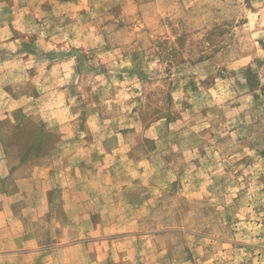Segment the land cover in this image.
<instances>
[{
	"label": "rangeland",
	"instance_id": "374dc122",
	"mask_svg": "<svg viewBox=\"0 0 264 264\" xmlns=\"http://www.w3.org/2000/svg\"><path fill=\"white\" fill-rule=\"evenodd\" d=\"M0 84L117 168L118 260L264 264V0H0Z\"/></svg>",
	"mask_w": 264,
	"mask_h": 264
},
{
	"label": "crops",
	"instance_id": "0c3cea01",
	"mask_svg": "<svg viewBox=\"0 0 264 264\" xmlns=\"http://www.w3.org/2000/svg\"><path fill=\"white\" fill-rule=\"evenodd\" d=\"M6 90L0 84V264H124L111 242L117 187L125 185L115 179L117 168L91 157L100 147L81 146L84 134L68 117L40 120L58 127L54 144L21 146L18 128L39 120L19 114L20 100L8 107L14 102L2 100Z\"/></svg>",
	"mask_w": 264,
	"mask_h": 264
}]
</instances>
